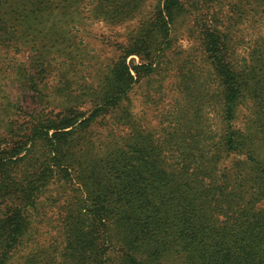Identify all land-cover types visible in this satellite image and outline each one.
I'll list each match as a JSON object with an SVG mask.
<instances>
[{"label":"trees","instance_id":"trees-1","mask_svg":"<svg viewBox=\"0 0 264 264\" xmlns=\"http://www.w3.org/2000/svg\"><path fill=\"white\" fill-rule=\"evenodd\" d=\"M81 1L0 0V55L31 51L30 58L37 56L43 64L47 49L62 44L63 30L74 23ZM87 1L95 14V4L102 0ZM120 1L131 10L140 4ZM182 9L181 0H162L146 26L119 47L117 61L96 93L95 116L117 113L139 70L150 74L159 67ZM198 15L197 34L220 86L222 132L169 129L166 144L181 154L175 169L167 172L161 145L140 138L134 127L128 136L132 142L122 139L95 161L77 157V135L93 112L86 117L71 111L47 119L33 116L28 125L2 120L0 264L28 243L40 197L52 180L70 178V171L84 193L62 220L64 245L59 250L37 245L35 254L25 256L27 264H264V98L259 94L264 73H256L252 64L239 71L230 58L226 28L207 26L208 16ZM130 55L140 63L127 65ZM18 71L27 78L31 73L23 66ZM247 96L253 118L235 126ZM115 118L119 126L131 124L126 113ZM177 134L190 140H178Z\"/></svg>","mask_w":264,"mask_h":264},{"label":"rangeland","instance_id":"rangeland-1","mask_svg":"<svg viewBox=\"0 0 264 264\" xmlns=\"http://www.w3.org/2000/svg\"><path fill=\"white\" fill-rule=\"evenodd\" d=\"M139 1V6L131 10L120 0L114 6L102 0L95 4V14H91L88 1L82 0L83 8L73 18L74 23L63 30L62 44L47 49L43 64L37 56L30 58L31 51L0 55V132L2 120L28 125L33 116L47 119L71 111L86 117L93 112L91 121L77 135L74 147L77 157L84 154V158L95 161V156L111 153L122 139H129L134 127L140 138L161 145L159 153L166 155L162 168L167 172L175 169V159L181 154L177 146L166 144L170 140L169 129H181L179 132L185 133L190 128L194 133L199 127L204 132L211 128L220 134L224 125L220 86L197 34L196 16L200 18L201 12L209 18L204 21L207 26L226 28L232 45L230 58L239 71L252 64L256 73H264V1L207 0L196 4L198 0H181L183 9L163 49V62L150 74L141 69L138 76L134 73L136 80L117 113L109 117L98 112L95 116L96 93L111 73L119 47L133 40L139 29L152 19L156 5L162 3V0ZM126 63L137 65L140 60L130 55ZM21 66L31 72L28 78L26 73L24 76L18 71ZM259 94L264 98V90ZM251 100L248 96L241 100L235 126L252 120ZM124 113L129 115L131 124L125 127L115 124L116 115ZM176 139L190 140L184 134H177ZM70 173L64 182L51 181L39 199L38 214L32 213L35 229L28 243L18 247L5 264H27L25 256L35 254L37 245L50 244L57 250L64 245L62 220L65 221L84 193V186Z\"/></svg>","mask_w":264,"mask_h":264}]
</instances>
